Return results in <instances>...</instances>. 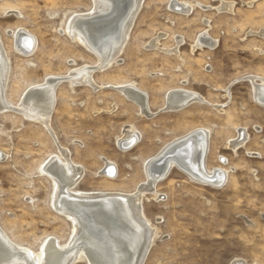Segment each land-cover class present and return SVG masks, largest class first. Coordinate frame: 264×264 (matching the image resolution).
Here are the masks:
<instances>
[{
	"label": "rangeland",
	"instance_id": "1",
	"mask_svg": "<svg viewBox=\"0 0 264 264\" xmlns=\"http://www.w3.org/2000/svg\"><path fill=\"white\" fill-rule=\"evenodd\" d=\"M182 1L194 10L187 14L172 7L171 0H145L119 60L94 73L98 86L134 83L146 91L153 118L142 116L115 90L71 86L64 79L51 130L85 168L75 190L124 192L147 181L146 160L167 144L197 128L211 130L206 162L210 168H226L229 179L214 188L173 168L156 188L163 197L148 193L143 201L158 228L144 264H264V106L248 79L264 78V0H225L235 3L232 12L219 9L221 0ZM93 7V0H0V34L11 63L8 100L20 103L30 86L51 75L97 65L98 57L67 32L76 13ZM18 28L37 39L29 57L15 47L12 31ZM204 30L216 43L193 50ZM160 35L159 46L152 48ZM181 38L179 55L167 52ZM175 88L199 93L208 103L163 108L167 92ZM128 126L141 137L125 150L119 139ZM242 129L249 138L235 152L229 142ZM52 138L38 121L0 111V152L6 156L0 159L1 223L14 240L35 251L48 237L65 244L74 233L73 224L53 208L54 182L41 172L58 152ZM106 158L117 167L114 178L103 173Z\"/></svg>",
	"mask_w": 264,
	"mask_h": 264
},
{
	"label": "bare ground",
	"instance_id": "2",
	"mask_svg": "<svg viewBox=\"0 0 264 264\" xmlns=\"http://www.w3.org/2000/svg\"><path fill=\"white\" fill-rule=\"evenodd\" d=\"M144 1L93 0L94 7L90 12L76 13L68 23V35L98 57L97 65L77 66L65 75H51L42 83L30 86L18 104L5 97L11 63L0 34V111L20 113L28 120L38 121L50 131L58 152L46 160L41 172L55 184L53 208L74 226V233L65 244L58 237L51 236L35 251L14 240L3 227L0 216V264H79L84 261L87 264H144L155 243L158 228L147 216L143 201L148 193L155 195L157 200L163 197L158 195L156 188L173 168L178 167L193 180L214 188H222L227 183L229 171L218 166L210 168L206 162L211 130L197 128L176 138L146 160L147 181L135 191L75 190L84 178L85 168L74 161L70 150L61 146L51 130L52 116L58 103L57 89L64 79L71 86L88 84L94 89H112L134 103L142 116L153 118L156 115L148 93L136 84L98 86L94 79L96 70H108L123 54ZM221 1L219 9L233 11L235 3ZM171 6L187 14L194 10L192 3L182 0H171ZM260 34L264 37V30ZM12 36L16 49L25 57L35 52L37 39L29 30L18 28L12 31ZM161 36L150 43L152 48L159 46ZM182 42L183 39H179L177 47L167 52L179 55ZM213 42L208 30H204L193 50ZM70 62L75 63L74 60ZM248 79L253 86L255 99L264 106V78L252 75ZM226 92L230 95L229 90ZM194 103L208 101L199 93L175 88L167 92L163 108L182 110ZM124 129L119 145L130 150L140 141L141 133L132 126ZM246 131H238L237 137L228 143L233 151L246 146L249 138ZM5 157L0 152V159ZM222 162L226 163V159L222 158ZM104 164L103 173L114 178L117 174L115 163L106 158ZM245 263L237 260L234 264Z\"/></svg>",
	"mask_w": 264,
	"mask_h": 264
}]
</instances>
